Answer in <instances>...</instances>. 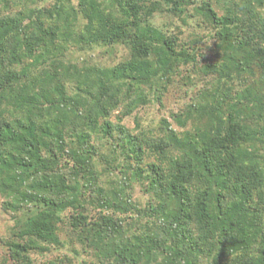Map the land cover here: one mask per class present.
<instances>
[{
    "label": "trees",
    "instance_id": "1",
    "mask_svg": "<svg viewBox=\"0 0 264 264\" xmlns=\"http://www.w3.org/2000/svg\"><path fill=\"white\" fill-rule=\"evenodd\" d=\"M162 13L202 19L220 61L181 130L133 135L199 62ZM0 197L16 264H264V0H0Z\"/></svg>",
    "mask_w": 264,
    "mask_h": 264
},
{
    "label": "rangeland",
    "instance_id": "2",
    "mask_svg": "<svg viewBox=\"0 0 264 264\" xmlns=\"http://www.w3.org/2000/svg\"><path fill=\"white\" fill-rule=\"evenodd\" d=\"M155 21L157 25L164 28V30L168 31L170 34L180 35L182 37L181 40H183L182 43L186 47H195L197 49V58L199 62L197 65L196 63L182 65V67L177 70L172 76V82L167 84L166 90L162 91V103L153 100L154 96L148 94L147 96L151 97L153 101L124 118L122 124L130 130L133 135H139L141 131L152 132L157 135L163 120H168L175 128L181 130L173 121V113L179 112L192 103V98L201 90L208 87L209 85L207 84L213 80L211 76L206 77L203 66L209 63L216 64L220 61L219 56L213 50L215 41L208 40V26L202 23V19L195 17L189 20L188 24L184 25L181 20L173 14L162 13L157 15ZM128 54L129 50L123 47H116L111 51L97 49L87 57H91V61L99 65L112 66L126 59ZM76 56L79 59L85 57L83 54H76ZM120 113L121 110L116 114ZM112 121L114 123L118 122L116 117H113ZM189 128H191V126H189ZM106 144L107 141L105 139H100L97 143L99 147H104V154L109 155L110 149ZM97 160L98 168L102 170V167H100V160ZM150 161H154L153 156L150 157ZM103 180H108V178L103 177ZM134 198L138 202H145L148 200L141 192L139 185H135ZM2 202L3 198L0 197V264H16V262L11 260L6 246L7 242L11 239L15 222L12 218V213L6 212L3 209ZM90 213L94 215L97 211L91 210ZM59 254L58 251H55L46 256V258L42 257L39 260H46L47 258L54 259Z\"/></svg>",
    "mask_w": 264,
    "mask_h": 264
}]
</instances>
